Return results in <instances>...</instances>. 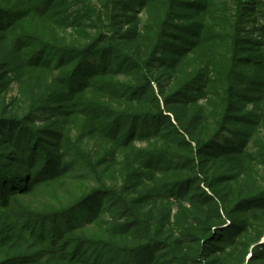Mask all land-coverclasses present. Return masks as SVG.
I'll return each instance as SVG.
<instances>
[{
  "label": "trees",
  "instance_id": "16d2710c",
  "mask_svg": "<svg viewBox=\"0 0 264 264\" xmlns=\"http://www.w3.org/2000/svg\"><path fill=\"white\" fill-rule=\"evenodd\" d=\"M0 264H264V0H0Z\"/></svg>",
  "mask_w": 264,
  "mask_h": 264
}]
</instances>
